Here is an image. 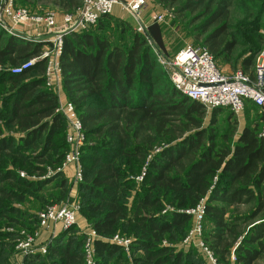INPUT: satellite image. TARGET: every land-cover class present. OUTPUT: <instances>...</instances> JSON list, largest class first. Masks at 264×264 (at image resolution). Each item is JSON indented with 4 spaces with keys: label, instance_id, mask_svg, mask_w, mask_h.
Instances as JSON below:
<instances>
[{
    "label": "trees",
    "instance_id": "obj_1",
    "mask_svg": "<svg viewBox=\"0 0 264 264\" xmlns=\"http://www.w3.org/2000/svg\"><path fill=\"white\" fill-rule=\"evenodd\" d=\"M84 1L13 0L16 9L33 12L49 8L57 10L58 15L72 14ZM153 1L208 19L213 30H205L199 39L201 43L192 45L205 48L219 64L231 61L237 46V41L228 40L227 36L230 5L247 6L250 13L256 12L258 6L264 9V0ZM114 10L101 16L86 31L64 36L59 58L60 92L74 106L86 137L80 160L82 180L77 188L79 202L83 203L81 216L95 235L102 238L120 228L125 219L129 220L127 223L146 237L135 242L145 252L143 264H181L182 256L161 243L173 229L184 226L192 229L193 215L185 211L196 208L208 196L201 228L205 246L214 253L217 264H231L230 248L242 236L247 223L252 226L235 250L234 264H255L260 258L264 261V140L260 136L264 112L251 101H245L243 113L251 108L258 113L252 125L245 126L231 146L214 144L209 134L199 129L205 108L175 90L144 34L130 28ZM30 11L32 15H42ZM43 46L0 28V67L9 70L38 58ZM240 65L241 72L252 77V58L242 59ZM45 67V60H40L21 74L0 70V121L6 129L22 134L14 144V140L3 136L0 127V207L7 205L0 208V228L12 225L11 214H21L11 203L23 195L37 196L45 203H55L64 196L62 189L66 182L61 172L38 182L22 180L17 172L23 169L42 177L47 173L45 165L59 168L68 151L65 120L56 113V95L45 86ZM223 112L234 115L227 108L210 111L213 118ZM162 144L166 148L149 156ZM19 145L31 149L29 160L17 152ZM55 149L60 152L51 155ZM144 163L141 184L128 180L129 176L122 171L124 165L131 173L138 172L137 176ZM7 183L10 186L3 187ZM50 185L53 186L46 190ZM128 185L139 188L130 207L121 195ZM88 194L97 202L85 203ZM56 196L58 199L53 201ZM214 201L220 202V206L212 205ZM163 202L178 212L160 217ZM33 205L32 210L40 213L45 210L37 206L34 209ZM239 206L253 209L245 216L226 220V208ZM96 214L99 216L95 217ZM207 222L213 225V232H207ZM69 232L70 229L59 232L46 254L32 256L29 263L38 258L46 261L59 257L58 264H82L83 240L70 241ZM12 237L0 231V238L5 244L8 242L7 247L0 244L5 253L13 249ZM94 247L97 264L120 262L118 247L101 240H96ZM0 264H7L6 259Z\"/></svg>",
    "mask_w": 264,
    "mask_h": 264
},
{
    "label": "rangeland",
    "instance_id": "obj_2",
    "mask_svg": "<svg viewBox=\"0 0 264 264\" xmlns=\"http://www.w3.org/2000/svg\"><path fill=\"white\" fill-rule=\"evenodd\" d=\"M27 9V8H26ZM119 9V7L117 8ZM247 6L237 4L236 6L230 5L229 10V21L227 25V36L228 40H236L237 46L235 47L233 54H232V60L227 62H220L217 63L215 60V64L221 72L230 74L235 71H241V65L240 62L242 59L252 58V68L250 70L253 71V75L251 78H253L256 74V70L258 67L263 66V77H264V9H261L260 6L257 7V11L250 13L246 11ZM30 11L29 9H27ZM121 12L117 15L120 18H123L127 21V23L131 26L133 30H135L137 33L138 26L135 24L133 19L123 10L119 9ZM31 13L35 14H47V13H54L58 14L59 12L55 9H49L46 8L45 10L37 9L36 11H30ZM167 16L166 21L162 24L155 23L152 21V17L155 15H161ZM142 18L144 19V24L146 25V33H144V36L146 39L150 40L152 44L158 49V51L162 54V56L165 59L170 60L171 58L168 56H172V53L179 49L180 47L184 46L185 44H196L201 43L199 39H202L203 32L205 30H208V32L212 31L213 28L210 27L211 22H208V19L203 18L201 19V15L198 13L190 14L188 12H181L180 9H173V8H166L162 6L160 3L153 1V0H146V5L142 13ZM5 27V26H4ZM29 26H19L15 29V33H24V35L29 36V40H34L37 35L43 33V30L41 32L39 30H36L34 28H27ZM1 29H3L0 26ZM6 28V27H5ZM185 29V30H184ZM9 29H4V31L8 34ZM113 31V30H111ZM190 32V34H189ZM125 34L123 37L125 38ZM49 47V46H48ZM48 48L43 46V51L47 50ZM214 59V58H213ZM27 62V61H25ZM25 62L21 63L19 66H22ZM0 70H4L6 72L10 71L12 72V68L3 69L0 67ZM168 72V69H165ZM4 73V72H3ZM12 74V73H11ZM2 78V76H1ZM50 87L45 82V86L47 89H49L51 92H53L56 95L57 99V110L60 109V102L63 100H67V98L64 96L63 92L61 91L60 94L57 93V90L54 87V84L48 83ZM60 84V82H59ZM257 112L251 108L246 113H240V114H228L223 112L222 115L216 116L215 118L212 117L210 112L205 111L204 116L201 120V125L199 129L205 130L209 134L210 140L212 139V142L214 144L222 145H232L236 141L237 135L240 133V131L247 125H252L253 120L257 117ZM63 118V116L61 115ZM64 119V118H63ZM263 124L260 125L262 127ZM0 127L2 130L3 136L6 138H10L14 140V144L17 143V141L22 136L21 133H19L15 129H6L4 127V124L0 121ZM64 127V136L66 137L67 134V127L66 123L63 125ZM58 147V145H57ZM23 146L17 147V152H20V154H23L27 156V160L31 157L32 151L29 148L23 149ZM166 148L165 144L160 145L158 148H154L149 156H152L154 154H157L162 149ZM40 152V150H39ZM53 152H60V150L55 149V151H51V155H53ZM35 153H38L35 152ZM34 154V153H33ZM148 159V157H147ZM146 159V160H147ZM7 160V159H6ZM31 161V160H30ZM11 164H8V168H11ZM46 166V175L40 176L38 174L32 173L29 174L27 171L21 169H17L18 175L22 180L29 181V182H38V180H44L46 178H50L54 176V174H57V172H61L62 178L65 180V188L62 189V194L64 193V196L59 201H55V203H45L44 201L40 200L37 196L34 195H23L19 200L12 201V208L20 212L21 214H11L10 216L12 219V225H4L0 228L1 232L7 233L12 235L13 237L10 239L12 250L8 253H5L3 249L0 248V252L2 251V254L0 253V262L6 259L7 264H15V261L19 259V253L16 250L17 245L24 242H29L35 245L34 252L28 254L23 258L24 264H30L29 259L36 255L46 254L47 248L52 245L58 236L59 232L61 231H67L70 229L71 232H69L71 236L70 241H80V239L83 240V243L80 244L82 246V264H97L96 260V251H95V241L101 240L105 243L112 244L113 246L118 247L121 250V255L119 256L120 262H116V264H143V257H146L145 252L140 249L141 245L139 243H136V240H146V237L143 236L135 226L130 225V223H127L129 220H124L122 226L120 228H116V230L108 237H100V236H92L91 235V229L84 217L81 216L80 209L82 208L83 203L79 202V198L77 195V188L78 183H75L73 179V170L65 169L63 170L61 166L59 168H52L47 165ZM145 166L146 163L143 164L141 171L139 175L136 176V173H131L130 170L122 166V171L126 176H129L128 180L135 181V183L141 184L143 181V177L145 174ZM122 179L126 180L125 177ZM216 178L213 181V184H215ZM10 184H4L3 187H9ZM53 185H50V188ZM17 191L18 188H15ZM136 190L138 191L139 188L135 185H128L123 188V191L121 195L123 196V202L127 204L129 207L132 206L136 199ZM61 194V195H62ZM89 195V194H88ZM208 197V196H207ZM207 197L201 199L199 201V204H203L205 207ZM86 202L89 203H96L90 195L87 196ZM57 196L54 197V200H57ZM84 203V204H85ZM33 205L34 209L37 206L38 208H48L53 206H69L73 211H75V223L66 228L63 229L60 226L56 227L53 230H43L40 228L39 225V214L40 212L36 210H32L30 205ZM220 202L214 201L212 205L220 206ZM7 205H2L0 208H4ZM195 209V208H194ZM253 209V206H239V207H227L226 208V220H231L233 216H245L247 215L251 210ZM193 209H187V211H190ZM172 211L178 212L173 206L165 204V202L162 203V210L160 211L161 216H165L167 213H170ZM38 212V213H37ZM99 214H96L95 217H98ZM20 221V222H18ZM16 222V223H15ZM25 222V224H23ZM130 222V221H129ZM9 223V222H8ZM251 223H247L245 227L242 229L243 234H245L246 231L252 226H250ZM74 227V228H72ZM202 227V226H201ZM207 232H213V225L210 222H207L206 224ZM192 229L188 230L187 226H184L183 228L179 229H173L170 237H165L163 239L161 246H169L171 249L174 250L175 253L180 254L182 256V262L181 264H217V259L213 252L209 251L212 254L213 261L210 262L206 255L203 253L200 244H203L205 246V243L203 241V234L199 236V238H191L190 233ZM187 233V234H186ZM242 236L239 237L233 246L230 248V253L228 255V258L231 262V264H234L235 257L234 253L236 248L241 242ZM117 237L121 245H116L114 243V238ZM189 238V239H188ZM206 238V237H205ZM79 239V240H76ZM93 241V244H91V240ZM208 238H206L207 240ZM0 244H2L1 247H7L5 244V240L0 238ZM206 247V246H205ZM42 248H44V252H42ZM22 259V258H21ZM40 258L37 260H34L31 264H58L59 257L54 258H48L46 261H40ZM264 259V258H263ZM255 264H264V261L262 258L256 261Z\"/></svg>",
    "mask_w": 264,
    "mask_h": 264
},
{
    "label": "built area",
    "instance_id": "obj_3",
    "mask_svg": "<svg viewBox=\"0 0 264 264\" xmlns=\"http://www.w3.org/2000/svg\"><path fill=\"white\" fill-rule=\"evenodd\" d=\"M145 5L146 0H85L83 5L72 14L32 15L25 9H16L13 0H0V26L3 29H9L10 35L43 43L48 48L42 52L40 57L28 60L22 66L13 68L11 73L21 74L33 67L36 62L45 60V82L48 87H50L48 83L54 84L58 93L61 88L59 58L62 52L63 37L86 31L101 16L112 14L116 7L126 12L138 26V31L144 34L147 29L142 18ZM166 18L167 16L163 14L155 15L152 17V21L162 24ZM21 25L29 26L27 28H34L40 32L43 30V33L34 37L36 39L29 40L30 37L24 33L16 35L15 29ZM147 43L156 56L157 63L164 69H168L169 78L175 90L189 100L201 104L207 112L216 108H227L234 114H240L244 110L245 101H251L264 112L263 66L257 68L253 78L241 71L226 74L216 67L212 56L203 47L185 44L168 60L162 56L150 40L147 39ZM56 113L63 116L68 129L65 137L68 151L62 160L61 168L63 170L71 168L73 179L75 183H78L82 180L80 160L82 148L86 142L83 124L72 103L66 100L60 102V109L56 110ZM260 136L264 140V128ZM204 209L203 204H199L195 209L185 211L186 214L193 215L194 218L191 238H199L202 233L201 222ZM75 221V211L65 205L48 207L39 214V225L43 230L51 231L59 226L66 229L72 226ZM91 235L95 236L92 230ZM114 243L118 246L121 245L117 237L114 238ZM91 244H93L92 240ZM200 246L208 260L212 262V254L203 244ZM34 247V244L27 241L18 244L16 250L19 253V259L15 261V264H24L23 258L34 252ZM41 251L44 252V248Z\"/></svg>",
    "mask_w": 264,
    "mask_h": 264
},
{
    "label": "crops",
    "instance_id": "obj_4",
    "mask_svg": "<svg viewBox=\"0 0 264 264\" xmlns=\"http://www.w3.org/2000/svg\"><path fill=\"white\" fill-rule=\"evenodd\" d=\"M117 8H118V7H117ZM117 8H115V10H114V11H115V13H116V15H118V14H119V12H121V11L119 10L120 8H119V9H117ZM117 13H118V14H117ZM58 94H60V91H58ZM68 169H70V168H68Z\"/></svg>",
    "mask_w": 264,
    "mask_h": 264
},
{
    "label": "water",
    "instance_id": "obj_5",
    "mask_svg": "<svg viewBox=\"0 0 264 264\" xmlns=\"http://www.w3.org/2000/svg\"><path fill=\"white\" fill-rule=\"evenodd\" d=\"M16 35H18V34L16 33Z\"/></svg>",
    "mask_w": 264,
    "mask_h": 264
}]
</instances>
